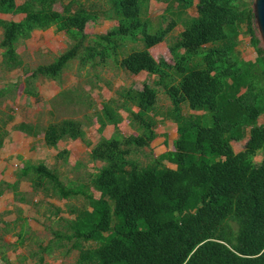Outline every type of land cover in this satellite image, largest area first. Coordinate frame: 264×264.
<instances>
[{"label": "trees", "instance_id": "16d2710c", "mask_svg": "<svg viewBox=\"0 0 264 264\" xmlns=\"http://www.w3.org/2000/svg\"><path fill=\"white\" fill-rule=\"evenodd\" d=\"M150 1L25 0L17 5L16 0H0V13L25 15L20 22L0 20L2 66L7 71L23 66L18 44L36 30L54 27L70 41L67 51L26 78L28 96L37 97L34 82L39 77L60 82L66 64L74 59L91 67L111 61L131 74L145 71L156 77L142 90L121 89L117 99L96 110L100 134L107 125L114 126L115 133L110 138L102 135L94 146L85 130L93 124L91 118H86L87 124L63 119L43 128L27 122L15 126L30 137L43 134L51 148L64 140L83 141L91 159L103 163L90 181L102 193L100 198L66 189L55 169L31 161H22L15 182L0 181V196L9 191L19 203L32 202L20 188L25 180L34 194L45 198L69 202L83 197L82 205L69 206L74 218L66 221L71 234L65 237L97 245L90 249L75 245L77 264H264V125L258 123L264 114V47L254 28L251 4L156 0L167 3L165 11L176 12L183 25L169 47L174 61L170 64L155 58L151 49L166 40L178 21L153 29L147 16ZM58 3L62 11L55 9ZM193 7L197 15L190 17L187 11ZM102 19L117 25L89 37L86 25ZM244 26L257 54L254 61L244 60L237 49ZM129 43L142 47L129 49ZM160 87L170 100L165 118L176 123L177 137L173 151L158 157L145 149L158 137ZM7 94L0 90V104ZM119 110L128 113L135 134L121 131ZM4 118L13 119L10 114ZM6 135L3 126L0 148ZM246 136L245 148L236 153L232 141ZM260 152L262 160L256 163L253 158ZM67 153L59 152L58 157ZM18 212V222L26 223L23 210ZM61 212L51 205V215L61 219ZM24 233L22 229L18 235ZM2 260L9 264L4 254Z\"/></svg>", "mask_w": 264, "mask_h": 264}, {"label": "rangeland", "instance_id": "374dc122", "mask_svg": "<svg viewBox=\"0 0 264 264\" xmlns=\"http://www.w3.org/2000/svg\"><path fill=\"white\" fill-rule=\"evenodd\" d=\"M252 1L249 0L251 5ZM16 2L17 5H20L25 0H16ZM68 2L69 0H63V4ZM195 2L197 3V0ZM141 5L144 7L145 2L142 1ZM166 8L167 3L157 2L156 0H151L147 5V16L153 25V29L160 26L166 27L173 20L178 21L177 26L166 40L153 47L151 52L155 58L162 57L168 63L173 64L174 61L169 47L183 31V25L178 20L177 13H168L165 11ZM55 9L62 11V3L56 4ZM174 11L176 10L174 9ZM187 15L195 17L197 15L195 7L188 9ZM24 16V14L20 15L19 20H22ZM116 24V21L104 19L96 23L91 21L86 25L85 33L89 37L105 34L112 30ZM1 38L2 31L0 29V40ZM239 40L237 49L241 57L246 61H254L257 54L251 46V37L245 33V26ZM22 43L19 45L18 50L26 63V69L23 65L15 70L7 71L2 66L4 70L0 72V74H4L0 82L10 84V89L7 90L8 94L2 99L4 103L0 106L5 107V110L9 113L12 111L17 113V115H11L13 117L12 121H7L4 114L0 113V128L4 126L7 131L4 145L0 148V181L15 182L17 179L16 174L22 167V161H31L36 164L44 162L57 171L66 189L77 190L85 196L100 198L102 193L94 189L90 181L103 163L91 159L90 148L83 141L64 140L59 143L57 148H51L45 144L43 134H40L37 138L30 137L16 130L15 126L23 121L36 123L43 128L51 122H59L63 119H78L87 124L86 118H91L93 124L86 126L85 130L87 140L94 146L102 135L108 138L115 133L114 126L107 125L103 129V133L100 134V124L96 118V110L100 112L105 103L117 99L118 92L121 89L142 90L145 83L152 84L156 77L149 76L147 72L138 75L131 74L123 68L116 67L111 61L105 63V65L91 67L90 64L82 65L79 59H74L66 64L61 74V81H55L54 83L60 88V93L62 92L60 95L52 100H45L40 97L38 99V97L31 95L34 99L31 100L30 96L28 97L24 93V90L14 89L11 81L21 80L22 83V75L25 77L29 74L30 76L38 67L52 63L68 50L70 41L64 33H59L52 27L44 31H34L30 39ZM129 47V49L132 47L139 48L142 47V44L133 45L129 43ZM159 89L156 106V120L158 122L156 131L161 134V137L153 142L150 148L145 149V152L156 154L158 157L163 155L162 153L165 151H173V141L177 137L176 123L165 118V112L171 107L170 100L164 89L162 87ZM73 93L75 94L74 100H72ZM19 94H21L20 97ZM189 112V109L184 106V113L188 114ZM194 113L200 114L201 112ZM118 114L122 117L119 123L121 131L125 135L135 134L130 125L128 113L119 110ZM258 123L264 125V114L259 118ZM17 135L21 136L20 139ZM247 140L248 136L241 141H232L236 153L245 148ZM63 151H67V155L61 158L58 157V153ZM262 157L263 154L260 152L253 160L259 163ZM141 159L144 162L146 161L144 156ZM164 164L169 167H176L168 160H164ZM20 188L27 194L28 200L41 202V204L35 206L32 202L19 203L15 201L13 194L9 191L0 196V264H7L2 260L3 254L7 257L9 264H77L79 248L75 245L81 244L83 248L87 249L94 248L97 245L94 242L79 241L75 238L68 240L65 237L71 234L66 221L74 218V215L70 213L69 206L72 204L82 205L84 202L83 197L72 199L69 202L58 198H45L42 194H34L29 182L25 180L21 182ZM51 205L62 209L61 219H58V216L51 215ZM19 209L23 210L22 217L26 219V223L23 221L18 222ZM14 222L16 223L14 224ZM114 223H117L116 219H114ZM226 225L229 228L231 227L230 222ZM233 228L234 226H232ZM22 229L25 230V233L18 235Z\"/></svg>", "mask_w": 264, "mask_h": 264}, {"label": "crops", "instance_id": "0c3cea01", "mask_svg": "<svg viewBox=\"0 0 264 264\" xmlns=\"http://www.w3.org/2000/svg\"><path fill=\"white\" fill-rule=\"evenodd\" d=\"M17 3V2H16ZM20 15H23V14H17V15H13V14H2V13H0V20H4V21H18V22H20V21H22L24 18H22V20H19V16ZM25 17V16H24ZM117 25V24H116ZM115 25V26H116ZM1 29V28H0ZM1 31H2V29H1ZM36 31H39V30H36ZM22 42H20L19 44H18V47H19V45L21 44ZM23 44V43H22ZM17 52H18V54L20 55V57H21V59H22V62H23V65H24V69H26L25 68V62H24V60H23V58H22V56H21V53H20V51L17 49ZM2 50L0 49V72H2V70H4V68H2ZM16 72V71H15ZM145 72V71H144ZM7 73H10V72H7ZM142 73V72H141ZM23 76V80H22V83H21V80L20 81H18V80H12L11 82H12V84H13V87H14V89L15 88H18L19 89V91L20 90H24V88H25V80H26V78H27V76H29V74L27 75V76H25L24 77V75H22ZM4 77V74H0V81L2 80V78ZM55 81H53V80H48L47 78H42V77H39L35 82H34V87H35V92H36V94H37V97H38V99H39V97L40 98H44L45 100H52V99H55L58 95H60L61 93H60V88L59 87H57L55 84ZM10 84H5V83H1L0 82V90H9L10 89ZM18 91V90H17ZM21 96V94H19V97ZM33 96H35V95H33ZM29 97V96H28ZM36 97V96H35ZM27 98V97H26ZM30 99L31 100H34L31 96H30ZM75 99V94L73 93V95H72V100H74ZM37 100V99H36ZM4 103V102H3ZM2 103V104H3ZM1 107H3V106H0V113H2V114H10V115H17V113H14L12 110V112L11 113H9V112H7L6 110H5V107H3L4 108V110H3V108H1ZM52 111V110H51ZM50 111V112H51ZM52 114H53V111L51 112ZM15 119V118H14ZM23 122V121H22ZM22 122H20V123H22ZM28 123V122H27ZM17 126V125H16ZM175 129H177V126H176V128ZM158 133V137L154 140V142H156L160 137H161V134L159 133V132H157ZM176 135H177V132H176ZM112 136V135H111ZM17 137H19L18 139H20V135H17ZM108 138H110V137H108ZM17 139V140H18ZM174 142V141H173ZM59 145V144H58ZM162 154H166V151L164 152V153H162ZM155 156H156V154H155ZM171 163V162H170ZM171 164H173V163H171ZM166 165V164H165ZM175 165V164H174ZM166 166H168V165H166ZM176 166V165H175ZM169 167V166H168ZM170 168H173V167H170ZM173 169H176V167L175 168H173Z\"/></svg>", "mask_w": 264, "mask_h": 264}, {"label": "water", "instance_id": "95a60500", "mask_svg": "<svg viewBox=\"0 0 264 264\" xmlns=\"http://www.w3.org/2000/svg\"><path fill=\"white\" fill-rule=\"evenodd\" d=\"M251 9L254 28L264 47V0H253Z\"/></svg>", "mask_w": 264, "mask_h": 264}]
</instances>
